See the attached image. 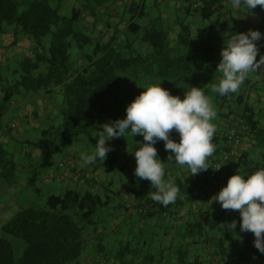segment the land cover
Returning a JSON list of instances; mask_svg holds the SVG:
<instances>
[{"label": "trees", "instance_id": "16d2710c", "mask_svg": "<svg viewBox=\"0 0 264 264\" xmlns=\"http://www.w3.org/2000/svg\"><path fill=\"white\" fill-rule=\"evenodd\" d=\"M49 1L0 0V31L5 30V25H13L14 32L33 38L37 46L41 45L43 36L51 34L46 56L35 54L17 59L11 69L12 80L0 72V130L11 131V128L5 129L1 119L16 97L26 99L56 87L62 89V122L42 129L40 138L30 141L40 150L37 167L43 169L53 165L51 147L56 146L58 138L70 141L84 134L95 147L102 125L118 119L116 106L123 96L121 91L130 81L141 86L161 83L165 89L169 86L170 94L182 98L190 86L204 88L198 71L217 69L223 44L231 35L246 32V26H258L257 29L264 33V9L257 6L250 13L243 7L233 8L231 1L227 0H180L179 9L183 12L176 17L173 35L161 15L145 25L135 21L145 15L144 1L130 2L124 9L130 14L129 20L120 19L114 24L102 19L101 7L116 0H85L82 8H73L69 16L59 13L62 0H57L56 7H52ZM248 15L254 24L243 21ZM86 16L104 22V29H99L98 36L84 30L87 26L82 22ZM196 16L202 21L200 25ZM135 37L146 43L149 51L136 52ZM73 42L83 60L79 66L75 65L69 52ZM257 43L264 55V40ZM262 75L264 77V72ZM245 82L246 89L239 88L226 96L215 93L217 116L224 121L222 128H216L213 137L216 150L208 158L211 168L195 176H191L188 168L175 175L172 179L180 189L175 203L167 207L155 203L150 198V193L155 191L150 181L134 176L136 164L132 153L144 143L143 137L130 142H125L122 137L113 138L107 142L113 150L108 152L105 171H116L120 175L121 188L117 191L111 189L115 181L113 177L91 190L96 182L87 178L89 186L83 190L68 187L63 193L48 194L43 208H22L3 226V231L25 240L23 255L16 259L10 242L0 236V264H88L85 262L89 258L91 264L97 256L99 260H112L113 264H232L234 256L240 264H264V255L254 247V234L240 232L237 210H224L219 204L211 213H201L199 217L186 221L177 219L179 211L195 196H205L223 168L227 170L231 166L222 177V188L236 172L244 175L264 169V124L260 122L258 110L247 99L248 90L258 89V85H250L247 78ZM111 98L113 101L109 104ZM231 116L243 120L241 144L222 169L215 171L213 164L229 151L225 123ZM170 137L179 141L175 130ZM161 141L157 142L156 148ZM16 168L13 152L0 141V185L2 180L9 184L14 181ZM36 178L37 172L34 171L28 177L27 186L38 191ZM122 192L131 199L125 207L126 212L132 207L137 219L151 221L156 216L162 222L167 221L158 226L166 236L169 233L166 224L172 219L174 223L170 227L178 228L179 241L176 243L174 236L171 240H156L155 237L161 234L159 231L148 236L141 230L136 237L127 229L128 240H119L121 244L116 248L112 236L118 232L113 228L112 218L104 216L111 194ZM120 208L122 206L117 204L110 214L114 215ZM233 220L237 221L235 232L238 235L226 229V223ZM236 237L241 242V250H234ZM185 238L191 241L184 243ZM197 243L212 246L213 251L204 247L208 251L204 256H190L189 247Z\"/></svg>", "mask_w": 264, "mask_h": 264}, {"label": "clouds", "instance_id": "9594fccd", "mask_svg": "<svg viewBox=\"0 0 264 264\" xmlns=\"http://www.w3.org/2000/svg\"><path fill=\"white\" fill-rule=\"evenodd\" d=\"M231 4L233 8L243 7L250 13L257 6L264 9V0H231ZM261 40H264V33L249 29L231 35L224 42L216 69L222 76L214 92L220 96L237 92L249 73L264 66V55H260L257 43ZM216 116L211 99L200 87L190 86L181 98L170 94L161 83L148 86L128 104L124 118L102 125L94 150L81 153V166L94 164L98 159L104 161L107 153L113 150L107 143L113 138L142 135L144 143L132 153L136 164L134 176L150 181L155 189L150 198L167 207L176 202L180 189L172 178H166L167 163L162 162L155 145L164 141L165 150H171L167 162L187 166L191 176H195L211 168L208 158L216 150L212 142ZM173 130L179 135L178 142L170 137ZM212 202H218L224 210L239 212L240 232L254 234V247L264 255V169L244 175L236 172L212 197ZM236 228V220L226 223V229L233 235H236Z\"/></svg>", "mask_w": 264, "mask_h": 264}, {"label": "rangeland", "instance_id": "374dc122", "mask_svg": "<svg viewBox=\"0 0 264 264\" xmlns=\"http://www.w3.org/2000/svg\"><path fill=\"white\" fill-rule=\"evenodd\" d=\"M137 2V0H134ZM85 2V0H62L60 7H59V13L63 16H69L71 15L72 9L75 8L76 10L82 8V4ZM118 2H123L122 0H116L113 3L102 6L101 8L104 10L103 18L104 20H113L114 16V22H117L118 20L122 19L121 21H128L130 14L124 10V6L121 5V3ZM177 0H172L170 9H172V5H176ZM180 2V0H179ZM58 1L57 0H50L49 4L52 7L57 6ZM118 3V4H116ZM166 1L163 0V2L153 5V6H148L146 4V10H145V15L143 17H137L135 18V21L141 25L147 24L152 18L155 16L161 15V13L166 9ZM97 7H95L96 9ZM124 10V11H123ZM106 13V14H105ZM111 14V15H110ZM182 15L181 13H178V15ZM84 15V14H83ZM242 16V15H241ZM182 17V16H180ZM197 17V22L200 25L202 21L198 16ZM89 21H94L92 17L87 16ZM247 18V17H246ZM243 17L244 20H252L251 18ZM82 20V19H81ZM87 27L84 28L86 33L91 34L97 33L99 29H104V23L99 22V21H94L92 24L90 23H85ZM197 24V25H198ZM77 26V25H76ZM248 27L246 29V32L249 29L253 30H258L256 26H246ZM14 26L13 25H5V30L0 31V51L4 49V45L6 44V41H15L17 40L19 42V46L16 47L17 49V55H15L14 58L10 57V60H8L6 63L0 64V72L6 76L9 80H12L14 77L11 74V69L15 66L16 60L24 57V56H34L35 54H42L44 56L47 55V47L49 45V42L51 40V34H47L41 38L40 41V46H37V43L34 41L33 38L27 37L23 35L20 32H14ZM99 35V32L97 36ZM96 37V36H94ZM227 42V41H226ZM31 45L34 46V48L31 49ZM224 46V44H223ZM13 48V47H12ZM134 48L136 52H141L145 53L149 51V46L144 43L139 37H135L134 41ZM71 54V58L74 61L75 65L79 66L82 63V58L79 56V50L76 46V43L73 42L72 47L69 50ZM260 55H263L260 53ZM260 55L257 56V60H259ZM264 72V66L261 67L259 70V74H262ZM256 73V72H254ZM254 73H249L247 76V79L249 80L250 85H254L255 83L258 85V89L252 90L255 88H251L248 90L247 93V99L248 102L255 107L256 110H258L259 116H260V122L261 124H264V87L263 83L261 81V76H255ZM199 76L201 77V81L203 82L204 88H201L205 94L211 99L212 104L216 110L218 111V105L215 101V93L213 91L214 86H216L219 83V79L221 78L222 74L217 72L216 70H209V71H198ZM136 81V80H135ZM261 81V82H260ZM131 82V81H130ZM128 83L125 85L126 88H123V90L120 92L123 94L122 98L119 99L118 104L116 106V112L118 119H122L126 116V107L128 106L129 103H131L136 96H138L141 92L144 91V88H147L149 85H152L150 83L149 85L141 86V84H132ZM167 86V85H166ZM263 89H262V88ZM165 88V87H163ZM240 88H247V83L244 81V83L240 86ZM167 89H169V86H167ZM39 94L44 95L45 100L48 101L54 108L57 109V112L52 116L50 119L40 122L37 125H35L32 128H29L30 134H29V139L32 141H36L38 138L41 136V130L43 128H46L50 125H58L62 122V117L60 113V108L63 105V92L60 87L53 88L50 92H40ZM38 95V94H36ZM33 96L22 99L20 97H16V101L19 103H22L24 101H28L32 99ZM109 104L113 101V98L109 99ZM117 102V103H118ZM116 103V104H117ZM11 120V114L9 111H6L5 114L2 116L1 122L5 126H7V123L10 122ZM214 125L216 128H222V119H220L218 116L213 121ZM141 135H137L134 138L130 136H125L122 137V139L126 142H130L131 139H141ZM123 140L121 142V149L123 148ZM2 143L7 147L8 149L13 151L14 159L17 162V168L15 171V179L14 181L9 184L5 180L1 181L0 185V236L5 237L11 244L14 252V257L16 259L22 257L24 249L26 247V242L23 238H20L18 236H15L10 233H6L3 231V226L10 222L16 212L21 210L24 207L28 206H34L37 208H43L46 205V198L47 195L50 193H63L68 187L71 188H78L79 190H83L84 187L77 185H67V183H55L54 180H51L49 182H44L43 179L46 176V170L40 167H37V161L40 158V152L37 149V153L35 156H26L25 153L23 152V143L21 142H12V141H5L2 140ZM160 145H164V141H161L159 143ZM125 146V144H124ZM126 147V146H125ZM94 146H92L88 141L87 137L84 134H80L78 136L73 137L70 141H66L62 138H58L56 141V146L51 147V153H52V161L54 166L58 165L59 161L62 160L63 158L70 157V156H76L78 159H80L81 153H91L94 150ZM127 149V147H126ZM158 155L161 158L162 162L167 163L166 166V178L171 177L173 175H180L182 174V171L186 170V166H179L175 163L172 162H167V157L170 153L171 150L166 151L164 146L162 148H157ZM109 158V154L107 153V157L104 161H100L99 159L97 160L98 162V168L97 171H95L94 176L99 180V181H108L110 179H113L115 177V181L113 183V186L111 189L113 191H117L121 188V177L120 175L115 171V172H106L105 168L108 165L107 160ZM81 160V159H80ZM36 171L37 172V178L35 181L36 187H38V191H35L32 187L27 186V180L29 175ZM97 185V184H96ZM100 193L104 196V192L100 190ZM125 192H122L121 194H111V197L109 199V205L108 208L105 209V218L110 219L112 218V215L110 214L113 212L114 207L122 203V200L125 196ZM131 226V222L129 220L127 221H122L119 225L115 226V230L118 233L113 234V239L116 241L117 247L119 244H121L120 241H127L129 238V234L127 233V229H129ZM158 230V229H156ZM157 232V231H155ZM159 233L155 239L156 240H168V235H164L163 231H159ZM236 235H238L236 233ZM148 236H151V234H148ZM90 257V256H89ZM90 259V258H89ZM100 261V263H99ZM89 264V261L87 259V262ZM105 264L104 259L99 260V256L95 257L94 261L91 264Z\"/></svg>", "mask_w": 264, "mask_h": 264}, {"label": "crops", "instance_id": "0c3cea01", "mask_svg": "<svg viewBox=\"0 0 264 264\" xmlns=\"http://www.w3.org/2000/svg\"><path fill=\"white\" fill-rule=\"evenodd\" d=\"M123 2H118L121 3V5L124 6V9H126L128 7V5L130 4V2L134 1V0H122ZM137 1H141V2H145L146 4H148V6H155L161 2H163V0H137ZM166 1V9L161 13V17L164 21L165 26L170 27L171 29V34H174V31L176 30V17L179 16L178 13L183 12V9H179L180 7V2L179 0H177L178 2H176V5H172V9H170V5L172 0H164ZM226 1V0H225ZM227 1H231V0H227ZM169 2V3H168ZM116 3V4H118ZM179 10V11H178ZM103 11V10H102ZM111 15V14H110ZM115 15V14H113ZM111 15L113 17V20L111 19L112 23H117L114 22V16ZM250 15L246 16L247 18H251L252 20H245L246 23L248 24H254V20L252 17H249ZM245 17V18H246ZM246 18V19H247ZM88 20L87 16L84 17V21L85 23H90L92 24L94 21H89L86 22ZM94 20V19H93ZM99 22L104 23L102 20H96ZM110 21V20H109ZM92 22V23H91ZM124 23V22H123ZM122 23V24H123ZM112 30V28H111ZM109 30V32L111 31ZM99 31H97V33L95 34L92 33V36H97ZM109 34L108 32L106 33V35ZM19 42L17 40L12 41L7 44L4 45V49H2L0 51V64L2 63H6L8 60H10L11 58H14L15 55H17V49L16 47L19 46ZM13 47V48H12ZM34 48L33 45H31V49ZM261 69V68H260ZM254 73V72H252ZM255 76H263L262 74H259V71H256V73H254ZM261 81L263 83L264 87V77L261 78ZM260 81V82H261ZM261 87V88H262ZM263 89V88H262ZM10 112L11 114V120L10 122L7 123V126L3 125L5 127V129L11 128V131L8 132L7 130H0V141L2 142V140L5 141H12V142H21L23 143V152L25 153L26 156L29 155H33L35 156L37 153V147H35L34 145H32L30 143L29 134H30V130L29 128L34 127L35 125H37L40 122L46 121L48 119H50L52 116H54V114L57 112V109L54 108V106H52L48 101L45 100L44 95L42 94H38L33 96L32 99L28 100V101H24L22 103L17 102L16 100L13 101L10 106L9 109L7 110ZM224 120H222L223 122ZM2 123V122H1ZM44 129V128H43ZM142 136V135H141ZM159 148H162V145H158ZM8 149V148H7ZM10 152H13L12 150L8 149ZM39 150V149H38ZM40 152V150H39ZM82 162L80 159H78L76 156H70V157H66L63 158L62 160L59 161L58 165L54 166V168L49 167L46 170V176L44 177L43 181L44 182H49L51 180H54L55 183H67V185H79V186H83L84 189L89 186L87 184V178H93L96 182V184L98 183H103L105 184V181L101 182L99 181L95 176L94 173L95 171H97L98 168V162L96 161V163L82 167L81 166ZM231 166L227 167V170H225L224 168L222 169V171L219 173V177L218 180L214 182L213 186H211L209 188V190L206 191L205 196H195L194 200L189 203L188 205L185 206L184 209L180 210L179 213L177 214V219H181V221H186L189 220V218H196L199 217V214L203 213V214H207V213H211L215 208L218 207L219 203L218 202H212V197L218 193L223 186V176L225 174L226 171H228V169H230ZM82 173H85L84 175ZM175 175L171 176L170 178H173ZM92 189H97L98 185H92L91 186ZM131 199L129 198V196L125 195L122 203H119L122 208H120L118 211H116L114 213V215H112V225L114 226L113 228H115V226L118 225L117 228H119V225L122 221H125L126 219H131V226L128 229V233L131 234L132 236H136L139 235V232L141 230H144V232L148 235V234H152L155 231H162L163 229L159 228L158 226H161V224L167 221H163L161 220L160 217H156L154 216L151 221L146 220V219H137L136 215L134 214L135 209L130 207L127 212L125 211V207L126 205L130 204ZM173 220H169V222L166 224L168 225V229L167 231L168 233V240H171L172 237H176V243L179 241L180 238H178V228H174V227H170L173 224ZM163 225V226H164ZM158 229V230H156ZM178 238V239H177ZM191 240L189 238H185L183 240L184 243L190 242ZM229 243V242H228ZM234 244V250H241L242 249V245L241 242L239 241L238 237H236V239H234L233 241ZM178 245V244H176ZM204 247H207L209 250V252H212V246H205V244L203 243H197L194 244L192 246L189 247V254L190 256L193 255H203L204 253H208V251H206V249H204ZM205 250V251H204ZM232 250V248H231ZM233 252V251H232ZM233 254V253H232ZM210 255V254H209ZM89 261H91V259H89ZM105 264H113L112 260H104ZM232 264H237L239 263L236 259V257L234 256L232 261ZM103 264V263H102ZM216 264V263H214ZM240 264V263H239Z\"/></svg>", "mask_w": 264, "mask_h": 264}, {"label": "built area", "instance_id": "2783aa9c", "mask_svg": "<svg viewBox=\"0 0 264 264\" xmlns=\"http://www.w3.org/2000/svg\"><path fill=\"white\" fill-rule=\"evenodd\" d=\"M8 44L9 41H6ZM226 136L229 144V151L225 153L220 161L213 164L215 171H220L223 165L230 160L241 144V135L243 134V120L239 116H231L226 120ZM218 166H221L217 169Z\"/></svg>", "mask_w": 264, "mask_h": 264}]
</instances>
